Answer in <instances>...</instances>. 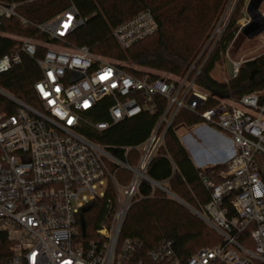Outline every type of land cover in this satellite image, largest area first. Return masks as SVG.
I'll return each instance as SVG.
<instances>
[{
    "label": "built area",
    "instance_id": "2783aa9c",
    "mask_svg": "<svg viewBox=\"0 0 264 264\" xmlns=\"http://www.w3.org/2000/svg\"><path fill=\"white\" fill-rule=\"evenodd\" d=\"M18 6L0 0V27L19 17ZM230 15L220 20L204 52L179 80L137 79L88 47H52L37 59L38 47L31 39L0 59V76L21 62V54L36 60L42 72L34 85V106L0 87V230L15 244L11 264H264V91L238 100L211 98L196 82ZM248 23L247 17L241 20L238 36ZM83 24L71 7L37 30L60 41ZM158 29L148 10L115 29L113 37L129 49ZM243 63L232 62L227 84L240 75ZM212 100L216 105L200 113ZM160 101L165 102L160 119L137 147L109 148L85 134L100 136L144 112L153 114ZM103 103L107 120L98 122L94 117ZM182 110L227 134L234 149L228 161L218 164L222 169L217 176L201 173L209 202L188 209L221 243L189 258L179 257L172 242L144 253L138 240H120L142 182L160 189L149 181L147 170ZM117 150L123 158L113 154ZM132 151L139 154L136 167L127 162ZM122 170L132 174L128 184L117 181ZM96 201L105 202L106 212L96 239L86 241L81 218Z\"/></svg>",
    "mask_w": 264,
    "mask_h": 264
},
{
    "label": "trees",
    "instance_id": "16d2710c",
    "mask_svg": "<svg viewBox=\"0 0 264 264\" xmlns=\"http://www.w3.org/2000/svg\"><path fill=\"white\" fill-rule=\"evenodd\" d=\"M18 4V18L5 20L0 27V59L16 53L15 38L31 39L38 47L37 59L52 47L63 49L88 47L96 55L108 59L127 74L151 80L164 78L160 74L179 80L187 75L196 62L213 31L219 24L230 0H2ZM248 0H238L228 26L216 45L202 72L197 85L211 98L241 97L264 91V53L247 59L240 75L229 83L213 77L222 63L230 45L238 37V22L245 15ZM75 7L78 18L84 24L65 39L50 40L42 35L37 26ZM151 11L159 25L158 31L129 49H122L113 37L118 27L131 21L143 11ZM22 20L27 23L23 24ZM165 77V78H167ZM42 79L36 60L21 54V62L10 72L0 76V87L20 101L35 105L34 85ZM216 105L210 101L201 112ZM165 102L155 113L144 112L141 116L125 120L100 136L85 133L94 143L109 148H131L143 144L151 135L163 112ZM107 103L98 108L94 120L106 121ZM199 115L185 110L178 113L165 136V147L147 170L152 181L166 185L175 196L188 205L199 208L210 200L203 185L201 173L207 177L217 176L222 165L209 169H198L178 136L182 127L194 129L203 125ZM123 158V151H113ZM137 151L129 154L127 162L136 167ZM117 181L128 184L132 174L127 171L116 173ZM219 181L218 183H220ZM105 202L96 201L84 213L86 241L96 239V230L105 215ZM136 239L147 253L163 242H172L179 257L189 258L204 247L221 243L219 235L187 208L170 199L158 188L143 181L140 196L133 204L125 221L120 240ZM15 244L8 234L0 230V264H11L15 257Z\"/></svg>",
    "mask_w": 264,
    "mask_h": 264
},
{
    "label": "rangeland",
    "instance_id": "374dc122",
    "mask_svg": "<svg viewBox=\"0 0 264 264\" xmlns=\"http://www.w3.org/2000/svg\"><path fill=\"white\" fill-rule=\"evenodd\" d=\"M231 3H232V7H231ZM236 4H235V0H230L222 18L225 16L226 13H229V15L231 13L230 15V19H231ZM261 12L264 15V4L261 7ZM242 19L239 20L238 25L240 24ZM15 40L19 44L21 43V41L26 39L15 38ZM207 45L208 43H206V45L204 46L197 60L204 52ZM259 53H264V34L252 40H248L243 35H239L235 39V41L230 45L228 49V53L226 54L225 57H223L222 63L214 71L213 77L218 81L227 83L228 80L227 61L231 63L241 62V61L245 62L247 59L252 58ZM204 61L205 59L203 60V62ZM160 75L164 78L167 77L165 74H160ZM178 136L181 139L183 145L188 150V152L192 155L194 154V156L191 155L194 161L197 158L198 160H201L202 163H205L203 166L204 169L213 168L218 164L217 161L221 160L225 155L224 152L226 145L225 141L227 142L230 141V137L227 134H225L218 128L211 127L207 124L200 125L194 129H188L182 127L178 130ZM164 188L167 189L166 187ZM168 197L172 199L169 195Z\"/></svg>",
    "mask_w": 264,
    "mask_h": 264
},
{
    "label": "water",
    "instance_id": "95a60500",
    "mask_svg": "<svg viewBox=\"0 0 264 264\" xmlns=\"http://www.w3.org/2000/svg\"><path fill=\"white\" fill-rule=\"evenodd\" d=\"M263 4H264V0H248L247 2L244 17H247L249 19V23L242 29L241 35L246 37L248 40L255 39L264 33V15L261 12V7ZM231 68H232V63L227 61L228 72H230ZM149 181L152 182L154 185L158 186L160 189L165 190L174 201L181 204L185 208L190 209V206L186 202L175 196L168 189H165L163 184L152 181L151 179H149ZM86 211L87 209L84 210L83 213H85ZM81 226H82L83 235H85L86 225H85L84 216H82L81 218Z\"/></svg>",
    "mask_w": 264,
    "mask_h": 264
},
{
    "label": "crops",
    "instance_id": "0c3cea01",
    "mask_svg": "<svg viewBox=\"0 0 264 264\" xmlns=\"http://www.w3.org/2000/svg\"><path fill=\"white\" fill-rule=\"evenodd\" d=\"M220 138H222V137H220ZM224 139V138H223ZM225 140V139H224ZM225 150H224V152H225V155H224V157L221 159V160H218L217 161V163L218 164H221V163H224V162H226V161H228L232 156H233V153H234V149H233V145H232V142H231V140L230 141H225ZM190 154V153H189ZM192 154H190V157H191V159H192V161H193V163L195 164V166L198 168V169H201V168H203V166H204V164L205 163H202L201 162V160H198L197 158H196V160L194 161V159H193V157L192 156H194V154L191 156ZM217 164V165H218ZM164 185V184H163ZM164 187H166V185H164ZM167 188V187H166ZM168 189V188H167ZM169 190V189H168ZM170 191V190H169Z\"/></svg>",
    "mask_w": 264,
    "mask_h": 264
}]
</instances>
